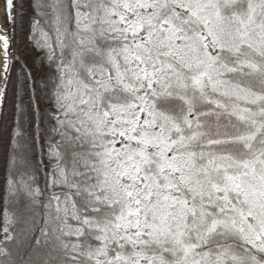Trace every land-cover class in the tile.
<instances>
[{"label": "snow or ice", "instance_id": "obj_1", "mask_svg": "<svg viewBox=\"0 0 264 264\" xmlns=\"http://www.w3.org/2000/svg\"><path fill=\"white\" fill-rule=\"evenodd\" d=\"M3 3L0 264H264V0Z\"/></svg>", "mask_w": 264, "mask_h": 264}, {"label": "trees", "instance_id": "obj_2", "mask_svg": "<svg viewBox=\"0 0 264 264\" xmlns=\"http://www.w3.org/2000/svg\"><path fill=\"white\" fill-rule=\"evenodd\" d=\"M23 11L27 13L28 15L25 17V25L27 27L29 21V17L33 15L32 9L28 5V0H25V6ZM14 47L18 54L23 59L25 54L29 51V41L28 37L24 35L21 32H17L15 40H14ZM32 57H28V62L31 63ZM20 71V65H14L13 72H12V81L13 83L16 81L18 73ZM13 86L10 84L8 86V95L6 103L2 109V116H0V119H3L4 127L0 128V179L3 178L4 172H3V156H4V141L7 139V137L10 135V129L7 127L11 124L13 119ZM26 99V98H25ZM39 142L37 143V150L39 153ZM47 163V161H45ZM41 183H43V177L41 176Z\"/></svg>", "mask_w": 264, "mask_h": 264}, {"label": "bare ground", "instance_id": "obj_3", "mask_svg": "<svg viewBox=\"0 0 264 264\" xmlns=\"http://www.w3.org/2000/svg\"><path fill=\"white\" fill-rule=\"evenodd\" d=\"M3 1L0 0V24H3ZM0 59H2V55H0Z\"/></svg>", "mask_w": 264, "mask_h": 264}, {"label": "water", "instance_id": "obj_4", "mask_svg": "<svg viewBox=\"0 0 264 264\" xmlns=\"http://www.w3.org/2000/svg\"><path fill=\"white\" fill-rule=\"evenodd\" d=\"M3 1V0H2ZM3 13H4V3H3Z\"/></svg>", "mask_w": 264, "mask_h": 264}]
</instances>
